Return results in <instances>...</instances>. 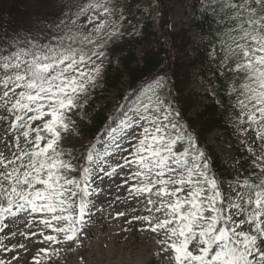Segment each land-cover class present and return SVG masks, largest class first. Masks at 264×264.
Returning a JSON list of instances; mask_svg holds the SVG:
<instances>
[{
	"label": "snow or ice",
	"instance_id": "snow-or-ice-1",
	"mask_svg": "<svg viewBox=\"0 0 264 264\" xmlns=\"http://www.w3.org/2000/svg\"><path fill=\"white\" fill-rule=\"evenodd\" d=\"M144 2L151 9L152 0ZM199 3L215 25L209 57L231 75L227 95L238 113L242 160L224 181L162 96L167 74L155 78L133 115L110 117L84 151L61 146L110 46L139 34L127 32L126 0H77L51 25L0 34V252L7 264H19L13 253L31 252L29 244L46 245L32 264H57L61 251L79 247L100 211L101 185L116 193L126 187L123 202L143 205L147 214L132 220L157 235L168 264H264V0ZM17 236L26 243L13 242Z\"/></svg>",
	"mask_w": 264,
	"mask_h": 264
},
{
	"label": "trees",
	"instance_id": "trees-1",
	"mask_svg": "<svg viewBox=\"0 0 264 264\" xmlns=\"http://www.w3.org/2000/svg\"><path fill=\"white\" fill-rule=\"evenodd\" d=\"M126 2L131 5L128 19L133 25L127 32L133 33L138 26L139 34H126L110 46L100 77L101 92L116 91V102L112 103L114 107L106 103L105 107L92 112L88 121L75 113L72 119L79 133L89 142L98 135L103 136L106 125L112 123L110 117L115 114L123 118L125 113H134L141 102H147L146 97L151 94L155 78L167 74L169 79L162 96L171 100L174 108L181 113L182 121L196 137L198 147L205 152L217 176L220 179L233 177L235 169L224 165L215 157L212 148L205 146L208 135L216 130H227L228 117L238 115L227 95L231 75L218 67L219 58L209 57V52L213 50L208 39L215 28L213 21L199 14L185 26L175 27L170 19L169 0H152L151 13L157 15L155 27L151 14L142 15L144 11L139 6L143 0ZM197 2L199 0H195ZM51 5V0H0V34L11 36L16 31L51 25L63 13V9ZM192 33L198 40L192 39ZM196 71L202 77L211 75L217 84V100L210 96H207L206 102L198 100L191 87ZM169 92L171 96H168ZM86 147L72 152L84 151ZM148 264L158 263L153 261Z\"/></svg>",
	"mask_w": 264,
	"mask_h": 264
},
{
	"label": "rangeland",
	"instance_id": "rangeland-1",
	"mask_svg": "<svg viewBox=\"0 0 264 264\" xmlns=\"http://www.w3.org/2000/svg\"><path fill=\"white\" fill-rule=\"evenodd\" d=\"M51 2L53 8H61L65 13L68 11V6L74 5L77 0H51ZM139 7L144 12L150 11L151 20L156 27L157 15L151 13L152 7L147 9L144 0ZM169 8L170 19L173 25L178 28L185 26L192 18L198 17L200 14V3H195V0H169ZM135 30L138 31L139 27L136 26ZM192 39L198 40V37L192 33ZM102 87L99 78L95 88L90 90L86 106L75 111L77 116L88 121L92 112L105 107L106 103L116 102L117 92L104 93L101 92ZM191 87L193 92L198 95L200 102H206L207 96L217 98V85L211 79V75L202 77L196 71ZM122 90L124 93L126 92L124 86ZM81 102L83 103V99ZM127 114L131 116L134 113L129 112ZM233 117H228L229 128L227 130H216L208 135L205 140V146L212 148L215 157L232 169H234L233 165L236 161L241 160L240 138L236 134ZM88 143L89 139L78 132L74 123L69 125V131L61 146L66 151H75L84 148ZM101 188L105 189V194L102 197V202L97 204L100 211L94 210L93 224L81 233L79 247L73 244L71 251L60 252L57 257V264H148L153 261H157L158 264H168L166 254L160 252L161 246L157 244V235L147 230L140 231V222L132 220L134 215L147 214L143 210V205L138 204L134 199H129L127 203L123 202L127 196L126 187L119 193H116L115 190L109 192L106 185H101ZM117 196H119V200L116 199ZM132 209H136V211L133 212ZM117 212H125L126 216L117 217ZM48 231L50 233L51 230ZM0 235L3 234L0 233ZM30 239L35 241L37 238L31 237ZM12 240L13 242L26 243L24 237L21 236L14 237ZM5 243L11 247L8 240H5ZM28 246L31 248V252L26 253L23 249H18L13 253L15 255L18 252L19 264H32V256L36 254L39 248L46 247V245L39 243ZM54 247L60 246L54 245ZM0 258L5 259L6 264L10 260L8 253L5 252H0ZM12 264L15 262L13 261Z\"/></svg>",
	"mask_w": 264,
	"mask_h": 264
}]
</instances>
